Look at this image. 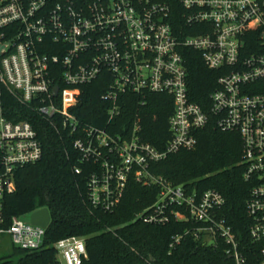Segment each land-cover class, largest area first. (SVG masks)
I'll use <instances>...</instances> for the list:
<instances>
[{
    "label": "built area",
    "instance_id": "1",
    "mask_svg": "<svg viewBox=\"0 0 264 264\" xmlns=\"http://www.w3.org/2000/svg\"><path fill=\"white\" fill-rule=\"evenodd\" d=\"M173 8L181 10L180 30L170 22ZM185 49L199 52L204 66L217 73L207 108L190 98ZM102 75L101 99L111 104L107 123L119 114L122 94L172 98L162 149L142 139L138 120L125 134L78 120L72 108L81 87ZM3 90L62 127L80 162L90 166L88 198L94 208L112 211L130 178L155 185V201L137 218L154 225L192 220L198 224L191 231L196 238L207 244L222 239L234 264H247L220 215L225 200L219 191L198 194L149 170L169 154L193 149L197 131L211 118L219 130L236 132L243 179L251 185L249 234L262 243L257 264H264V0H0V96ZM41 156L31 123L9 119L0 101V235H8L15 248L37 250L43 244L46 228L23 215L12 216L7 225L3 216V197L15 190L16 171ZM53 248L52 264H82L87 258L82 237L60 238Z\"/></svg>",
    "mask_w": 264,
    "mask_h": 264
},
{
    "label": "trees",
    "instance_id": "2",
    "mask_svg": "<svg viewBox=\"0 0 264 264\" xmlns=\"http://www.w3.org/2000/svg\"><path fill=\"white\" fill-rule=\"evenodd\" d=\"M170 22L176 30L183 26L181 10L173 8ZM188 72L190 98L207 108L208 94L216 83L217 73L207 69L199 52L182 50ZM104 76L81 87L72 112L87 125L105 128L110 133L125 134L134 120L141 127L144 141L162 149L169 138L168 117L172 98L166 94L125 93L118 97L120 112L109 123L111 104L101 99L105 92ZM0 101L9 119L27 120L36 131L42 156L15 173L16 188L3 197V216L9 224L12 216L47 208L50 214L42 247L24 250L13 247V253L0 256V264H52L53 243L67 236L84 238L87 258L82 264H234L220 238L214 244L196 238L192 220H171L165 225L143 222L136 215L156 199L158 187L143 186L129 179L120 203L112 211L94 208L88 198L89 164L80 162L77 151L59 124L52 125L42 115L30 111L2 91ZM193 149L169 154L152 164L150 172L173 185L182 184L198 194L209 188L219 191L225 204L220 211L238 240L240 253L247 264H257L261 242H253L246 202L251 185L243 179L240 165L241 141L236 132L215 127L214 119L196 133ZM80 167V173L74 169ZM189 230V233L184 232ZM181 236L178 242L174 238ZM11 256H15L12 257Z\"/></svg>",
    "mask_w": 264,
    "mask_h": 264
},
{
    "label": "water",
    "instance_id": "3",
    "mask_svg": "<svg viewBox=\"0 0 264 264\" xmlns=\"http://www.w3.org/2000/svg\"><path fill=\"white\" fill-rule=\"evenodd\" d=\"M57 91V87L54 88V94ZM50 221V214L47 208H41L31 213L30 222L32 224L47 228Z\"/></svg>",
    "mask_w": 264,
    "mask_h": 264
},
{
    "label": "rangeland",
    "instance_id": "4",
    "mask_svg": "<svg viewBox=\"0 0 264 264\" xmlns=\"http://www.w3.org/2000/svg\"><path fill=\"white\" fill-rule=\"evenodd\" d=\"M31 213H26L21 216V219L30 222ZM13 253V246L11 245L8 235H0V256H6ZM15 257V256H11Z\"/></svg>",
    "mask_w": 264,
    "mask_h": 264
}]
</instances>
